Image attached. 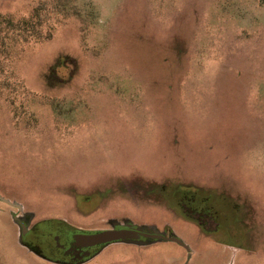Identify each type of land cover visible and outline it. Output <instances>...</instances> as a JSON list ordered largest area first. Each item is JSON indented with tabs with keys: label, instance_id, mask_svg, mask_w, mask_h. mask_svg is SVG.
I'll return each instance as SVG.
<instances>
[{
	"label": "rangeland",
	"instance_id": "rangeland-1",
	"mask_svg": "<svg viewBox=\"0 0 264 264\" xmlns=\"http://www.w3.org/2000/svg\"><path fill=\"white\" fill-rule=\"evenodd\" d=\"M37 6L52 37L0 75V264H56L21 235L45 221L177 240L88 264H264V0H0V17Z\"/></svg>",
	"mask_w": 264,
	"mask_h": 264
},
{
	"label": "flooded vegetation",
	"instance_id": "flooded-vegetation-1",
	"mask_svg": "<svg viewBox=\"0 0 264 264\" xmlns=\"http://www.w3.org/2000/svg\"><path fill=\"white\" fill-rule=\"evenodd\" d=\"M20 226L23 241L28 246L30 245L33 250H36L40 257L56 264H88L104 248L111 244L90 247L78 246L74 237L75 234L77 232H86L87 230L72 228L61 221L40 222L27 230L24 229L23 223ZM124 227L122 226V228ZM125 228L135 229L132 227ZM135 230L150 236L139 234L136 238H126L115 242L147 245L157 241L172 240L170 238L166 239L159 230Z\"/></svg>",
	"mask_w": 264,
	"mask_h": 264
},
{
	"label": "trees",
	"instance_id": "trees-1",
	"mask_svg": "<svg viewBox=\"0 0 264 264\" xmlns=\"http://www.w3.org/2000/svg\"><path fill=\"white\" fill-rule=\"evenodd\" d=\"M51 13L47 6H37L26 18L14 20L11 17H0V75L6 68V60L10 58L13 46H24L30 43H39L52 37L51 28L44 31L41 28L46 22L47 15ZM13 105V104H12Z\"/></svg>",
	"mask_w": 264,
	"mask_h": 264
},
{
	"label": "water",
	"instance_id": "water-1",
	"mask_svg": "<svg viewBox=\"0 0 264 264\" xmlns=\"http://www.w3.org/2000/svg\"><path fill=\"white\" fill-rule=\"evenodd\" d=\"M3 201H5L11 206L21 209L20 206H17L16 204H12L6 200ZM139 234L150 236L141 233L135 229L120 227V228L107 229L101 231L77 232L74 237L75 240L77 241L76 243L78 246L90 247L95 245L108 244L126 238H136L138 237ZM172 240L177 241L176 239H172Z\"/></svg>",
	"mask_w": 264,
	"mask_h": 264
}]
</instances>
